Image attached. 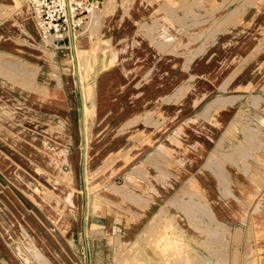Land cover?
Segmentation results:
<instances>
[{
  "label": "rangeland",
  "instance_id": "obj_1",
  "mask_svg": "<svg viewBox=\"0 0 264 264\" xmlns=\"http://www.w3.org/2000/svg\"><path fill=\"white\" fill-rule=\"evenodd\" d=\"M25 9L29 29L18 19ZM32 16L25 0H0V92L31 108L27 124L45 126L64 111L63 98L35 89L62 61L79 95L70 116L60 112L74 138V187L52 174L46 156L34 159L0 132L6 183L60 228L61 210L41 187L107 214V264H240L250 203L264 183V0H105L82 30L75 65L70 51L55 56L40 41ZM213 168L241 175L234 191ZM198 174L219 189L201 188Z\"/></svg>",
  "mask_w": 264,
  "mask_h": 264
},
{
  "label": "crops",
  "instance_id": "obj_2",
  "mask_svg": "<svg viewBox=\"0 0 264 264\" xmlns=\"http://www.w3.org/2000/svg\"><path fill=\"white\" fill-rule=\"evenodd\" d=\"M16 3H18V0H16ZM18 19L25 28L29 29L28 27H32L30 12L27 9L23 11V15L19 16ZM33 23L35 25L34 20ZM0 32H5V29L1 28ZM39 39L45 46L55 51V56L64 55V51H70L73 56V64L75 65L73 54L79 48L77 47L78 42H80L79 38L76 40L75 46L72 47L69 44L59 47L48 45L41 40L40 35ZM55 62L56 64L54 65L58 67V74L55 71L52 72L56 77L51 76L49 73L43 74V67L40 65L36 83L40 84L39 78L45 75L43 78L44 83L40 84L42 85L40 86L41 88L39 87L35 90L41 93V95L39 94L40 96L48 97V93H51L53 101L58 99L54 93L59 94L63 98V100L59 101L62 102L61 106H63L64 111L51 112L53 113L51 115L53 119L49 123H45V126H40L41 128L39 127L40 124L32 122L40 123L41 121L33 120L34 118L30 122L28 121L29 125L32 123L29 126L25 117H28V114L31 113V108L27 105L15 104L17 102H13L11 98L0 92V132L3 136L16 142L20 148L33 150V153H30L34 159L38 158L37 153L46 156V161H51L49 162V168L54 173L48 171L57 177H66L71 186H73L74 152L72 146L74 138L69 130L71 122L66 120L65 116H63L64 114L60 112L67 113L70 116V112H67V110L76 109L77 100L75 101V99L79 95L74 82L63 75V72L59 71L61 69L60 62L62 61L55 60ZM87 95L88 98L93 97L91 91ZM231 100L234 101V99ZM231 100L229 99V101ZM79 102H81L80 98ZM58 116L62 117V120L56 119ZM65 164L70 166L68 170L63 168ZM211 170L216 173L224 187H226V193L230 191L229 182L231 179L232 191H234L235 177H237L236 183L239 185L238 181L241 175L237 176L227 172L226 177H224V175L222 176V170L219 171L217 168ZM30 175L33 178L28 181V185L37 190V186L40 187L41 183L33 174L30 173ZM195 178H197L196 180H198L201 188L205 185L209 187L210 192L219 189L220 185L216 184L213 179L208 182L205 179L203 180V176L199 174ZM224 178L226 180L225 184ZM45 188L47 187H41L37 191L39 194L42 192L41 195L49 202L53 210H61L59 220L63 222L62 225L65 224L64 228L62 226L60 228L59 224H57L58 222L49 216L51 213L43 208L27 191H23L25 195L19 190H15L0 175V264H82V254H85L86 250L88 262L91 264H107L104 260H100L101 256H107L108 251L107 248L103 247L105 243L102 240L106 237L108 230L107 214L88 212L85 209L81 211L77 204H66L60 198H56V194L51 195L50 193L52 192L49 188L47 190ZM54 199L56 201H53ZM31 201H34L38 207L34 206ZM52 201L55 203L54 206L51 204ZM62 202L65 204L62 205ZM209 202L211 203V201ZM249 210L240 264H264V183L256 192L254 199H252ZM116 228L117 226L113 225V233L117 231ZM120 232L121 227L118 226V235L123 237ZM119 236L118 238H120ZM97 238L100 239V242L96 241ZM86 244L89 245L91 252L88 247L86 248ZM35 251L41 254V260L36 258ZM160 256L159 253L154 251L153 258L156 259L155 261H158ZM89 257L91 261H89ZM24 258L28 259V261Z\"/></svg>",
  "mask_w": 264,
  "mask_h": 264
},
{
  "label": "built area",
  "instance_id": "obj_3",
  "mask_svg": "<svg viewBox=\"0 0 264 264\" xmlns=\"http://www.w3.org/2000/svg\"><path fill=\"white\" fill-rule=\"evenodd\" d=\"M40 38L48 45L75 46L85 24L105 0H25Z\"/></svg>",
  "mask_w": 264,
  "mask_h": 264
},
{
  "label": "bare ground",
  "instance_id": "obj_4",
  "mask_svg": "<svg viewBox=\"0 0 264 264\" xmlns=\"http://www.w3.org/2000/svg\"><path fill=\"white\" fill-rule=\"evenodd\" d=\"M97 12H98V11H96V12L94 13V15H95ZM94 15H92L91 18H92ZM32 18H33V16H32ZM91 18H90V19H91ZM90 19H89V21H90ZM33 20H34V19H33ZM89 21L85 24L84 27H86L87 24H89ZM94 21H95V20H94ZM34 22H35V21H34ZM92 24H93V22H92ZM92 24H90V25H92ZM35 25H36V24H35ZM35 25H34V26H35ZM84 27H83V28H84ZM35 28H36V30H38L36 26H35ZM89 28H91V27H89ZM37 32H38V31H37Z\"/></svg>",
  "mask_w": 264,
  "mask_h": 264
}]
</instances>
